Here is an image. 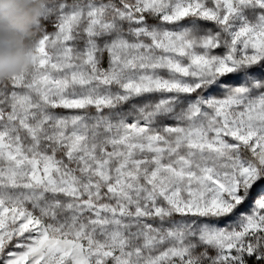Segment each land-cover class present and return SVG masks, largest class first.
I'll use <instances>...</instances> for the list:
<instances>
[{
  "label": "snow or ice",
  "instance_id": "snow-or-ice-1",
  "mask_svg": "<svg viewBox=\"0 0 264 264\" xmlns=\"http://www.w3.org/2000/svg\"><path fill=\"white\" fill-rule=\"evenodd\" d=\"M0 264H264V0H45Z\"/></svg>",
  "mask_w": 264,
  "mask_h": 264
},
{
  "label": "clouds",
  "instance_id": "clouds-1",
  "mask_svg": "<svg viewBox=\"0 0 264 264\" xmlns=\"http://www.w3.org/2000/svg\"><path fill=\"white\" fill-rule=\"evenodd\" d=\"M45 0H0V81L29 69Z\"/></svg>",
  "mask_w": 264,
  "mask_h": 264
}]
</instances>
